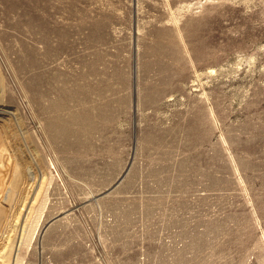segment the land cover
<instances>
[{
  "label": "rangeland",
  "instance_id": "1",
  "mask_svg": "<svg viewBox=\"0 0 264 264\" xmlns=\"http://www.w3.org/2000/svg\"><path fill=\"white\" fill-rule=\"evenodd\" d=\"M0 264H264V0H0Z\"/></svg>",
  "mask_w": 264,
  "mask_h": 264
}]
</instances>
